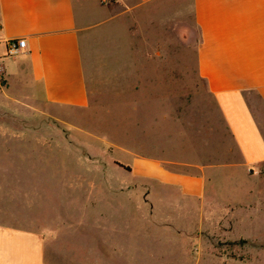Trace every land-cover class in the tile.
Segmentation results:
<instances>
[{"label": "rangeland", "instance_id": "1", "mask_svg": "<svg viewBox=\"0 0 264 264\" xmlns=\"http://www.w3.org/2000/svg\"><path fill=\"white\" fill-rule=\"evenodd\" d=\"M108 4L116 16L81 37L89 105L24 113L0 109V167H38L34 195L40 229L63 233L70 228L78 235L98 211L128 212V203H133L135 213L144 214L148 199L177 195L133 175L127 165L133 153L161 156L173 161L165 164L173 169L194 167L175 160L208 165L212 159L219 168L207 180L204 196L217 201L216 220L203 215L195 254L200 264H264V167L249 179H227L225 171L231 168L220 165L228 163L224 159L234 147L217 104L198 76L189 12L165 27L163 19L175 14L167 4L131 9L120 0ZM249 100L264 133V106L254 95ZM230 193L242 202L227 203ZM223 206L231 207L232 214L224 211L222 217ZM179 210V220L171 219L180 226L195 225V219L184 216L182 201ZM130 231L119 242L130 240L128 248L140 251V261L153 263L152 256L142 253L152 250L150 238L142 237L141 230H134L133 237ZM70 255L93 261L91 253Z\"/></svg>", "mask_w": 264, "mask_h": 264}, {"label": "crops", "instance_id": "2", "mask_svg": "<svg viewBox=\"0 0 264 264\" xmlns=\"http://www.w3.org/2000/svg\"><path fill=\"white\" fill-rule=\"evenodd\" d=\"M120 1L128 9L169 5L175 14L163 19L165 27L171 21L179 23V16L189 12L196 33L198 76L217 104L234 147V152L224 159L228 163L220 165L231 168L225 171L227 179H249L261 172L264 133L249 98L254 95L264 106V0ZM108 3L0 0V109L24 113L55 106L86 108L89 92L81 37L116 16ZM10 41L19 45L15 55L7 54ZM211 160L208 165L175 160L179 166L194 167L173 169L165 165L173 161L161 156L133 153L127 164L133 175L177 195L148 199L144 214H136L133 203H128V212L108 215L98 211L94 219L88 218L85 227L79 228L78 235L70 228H64L63 233L59 228L40 229L34 195L38 167H0V264H147L140 261L139 250L128 248L130 240L128 244L118 240L130 228L133 237L134 230H141L142 237L150 238L152 250L142 252L145 258L152 256L150 262L200 264L195 250L202 217L216 220L217 212V201H206L204 196L207 180L215 178L219 168V162ZM207 168H214L210 175ZM252 192L253 185L247 188L248 194ZM230 195L225 199L227 203L242 202L234 199L233 193ZM180 201L185 203L184 216L195 219V225L190 222L180 226L171 219L179 220ZM222 211L224 217V211L230 214L232 210L223 206ZM69 237L71 244L67 243ZM85 239H89V245ZM73 252L91 253L93 261L74 260L70 255Z\"/></svg>", "mask_w": 264, "mask_h": 264}, {"label": "built area", "instance_id": "3", "mask_svg": "<svg viewBox=\"0 0 264 264\" xmlns=\"http://www.w3.org/2000/svg\"><path fill=\"white\" fill-rule=\"evenodd\" d=\"M104 1H107V2H110L112 0H104ZM19 50V45L17 42H14V41H10L8 43V46H7V54L8 55H15Z\"/></svg>", "mask_w": 264, "mask_h": 264}, {"label": "trees", "instance_id": "4", "mask_svg": "<svg viewBox=\"0 0 264 264\" xmlns=\"http://www.w3.org/2000/svg\"><path fill=\"white\" fill-rule=\"evenodd\" d=\"M126 168H128V167L126 166Z\"/></svg>", "mask_w": 264, "mask_h": 264}]
</instances>
